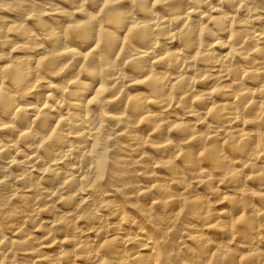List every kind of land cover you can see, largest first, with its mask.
<instances>
[{"label":"clouds","instance_id":"9594fccd","mask_svg":"<svg viewBox=\"0 0 264 264\" xmlns=\"http://www.w3.org/2000/svg\"><path fill=\"white\" fill-rule=\"evenodd\" d=\"M0 264H264V0H0Z\"/></svg>","mask_w":264,"mask_h":264}]
</instances>
